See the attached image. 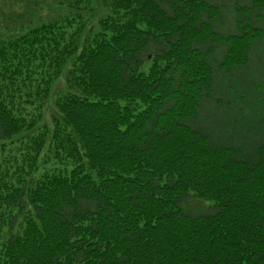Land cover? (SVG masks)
I'll list each match as a JSON object with an SVG mask.
<instances>
[{
    "label": "trees",
    "instance_id": "trees-1",
    "mask_svg": "<svg viewBox=\"0 0 264 264\" xmlns=\"http://www.w3.org/2000/svg\"><path fill=\"white\" fill-rule=\"evenodd\" d=\"M51 1L0 0V264H264V0Z\"/></svg>",
    "mask_w": 264,
    "mask_h": 264
},
{
    "label": "rangeland",
    "instance_id": "rangeland-1",
    "mask_svg": "<svg viewBox=\"0 0 264 264\" xmlns=\"http://www.w3.org/2000/svg\"><path fill=\"white\" fill-rule=\"evenodd\" d=\"M62 1H65V0H55V1H51V8H49L48 6L45 8V6L43 7L42 9V12L40 13L39 15V19L41 20H48V19H57L60 17V13H65L67 12V9L62 7L60 4V2ZM53 6H56V8H53ZM32 18V17H29V19ZM49 22V21H47ZM3 23V19H2V16H0V24L2 25ZM19 25V23H10V28H14V27H17ZM5 28V26H3ZM63 88V85L62 84H59V89H62Z\"/></svg>",
    "mask_w": 264,
    "mask_h": 264
}]
</instances>
